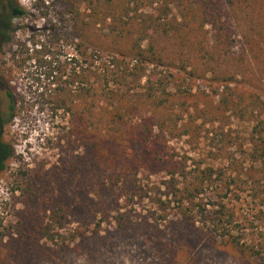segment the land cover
I'll use <instances>...</instances> for the list:
<instances>
[{"label": "trees", "instance_id": "obj_1", "mask_svg": "<svg viewBox=\"0 0 264 264\" xmlns=\"http://www.w3.org/2000/svg\"><path fill=\"white\" fill-rule=\"evenodd\" d=\"M25 16L27 42L16 41L13 63H27L39 105L67 126L31 226H18L0 254L50 261L87 245L102 225L158 230L166 221L195 232L208 223L211 243L264 259V246L243 236L264 219V0H32L27 12L14 5L10 17ZM231 20L243 27L240 52ZM11 31L0 23V49ZM5 82L13 114L18 99ZM230 117L248 124L245 146L224 131ZM207 125H217L213 137ZM2 128L0 175L14 154ZM202 135L219 137L211 156L225 168L191 165L169 144ZM221 186L237 198L248 192L258 206L253 219L238 222L224 202H205L207 189L225 198ZM145 204L147 214H136ZM155 247L162 257L163 245Z\"/></svg>", "mask_w": 264, "mask_h": 264}, {"label": "rangeland", "instance_id": "obj_2", "mask_svg": "<svg viewBox=\"0 0 264 264\" xmlns=\"http://www.w3.org/2000/svg\"><path fill=\"white\" fill-rule=\"evenodd\" d=\"M31 2L32 0H10V5L12 8L14 5H18L27 12L30 10ZM224 8L231 17L228 7L224 6ZM6 14L7 24L15 29V32L11 31L7 34L8 41L0 49V65L2 61L5 64L3 65L4 70L0 67V99L6 113L2 139L12 147L14 154L0 175V248L8 242L18 226L20 229H27L31 226L27 219L30 213L39 207L37 195L40 194V183L44 176L54 166H59L63 150L61 147H57V144L60 142V146L63 145L61 127L67 126L66 117L58 115L57 118H52L48 109L39 105L38 87L36 83L32 82L30 74L27 73V63L22 68L15 67L13 63V53L17 49L16 41L27 42V16L12 19L8 10ZM231 23L237 28V31L233 30L234 40H236V51L240 52L243 27H241V23H234L233 20ZM68 52L71 51L68 50ZM23 57L24 55H16L15 60ZM5 79H7L11 90L15 91V97L18 99L13 114H10L8 109ZM197 86L203 88L201 82H197ZM226 123L224 131L229 134L231 140L245 146L248 124L234 117H230ZM216 127L217 125L206 126L211 131L210 137H213ZM204 136L202 135L196 143L188 136H183L171 140L169 144L180 155H186L190 159L189 164L191 165L195 162H202L203 167L209 165L213 168H225L226 161L215 160L211 156L216 152L211 143L222 145L217 141L219 137H215V140L211 141L210 137L205 139ZM225 173L226 181L229 171L225 170ZM161 176H151V182L158 183ZM220 189H223L221 194H227L225 198L220 196L219 192L207 189L205 202H224L238 222L245 217L253 219L252 216L258 206L257 202L249 197L248 192L240 194L237 198L235 196L237 192L233 187L228 193H226L225 187L221 186ZM150 207L149 204H145L144 207L137 209L136 214L140 213L144 216ZM158 224V230L135 226L120 232H115L113 226L102 225L99 236L93 237L87 245L73 247L65 255L56 259L52 258L50 261L39 259L34 264H161V258H166L171 262L168 261L170 264H264V259L260 257L248 259L238 252L208 241L206 234L210 233L213 236L208 223L207 225L197 223L195 227L198 231L196 232L195 229L190 230L185 227V229H181L179 225H174V230H172L166 221H158ZM253 224L254 228H257L243 235L244 242L255 247L264 246V219L254 221ZM193 233H196L197 236L195 234L194 237ZM216 239L219 241L218 238ZM155 243L163 245L164 254L162 257L159 256L161 252L156 250ZM22 245L25 246L24 243ZM167 248L169 251L165 252ZM3 262L4 264H27V260L21 259L19 262H15L13 258H5L0 254V264Z\"/></svg>", "mask_w": 264, "mask_h": 264}, {"label": "flooded vegetation", "instance_id": "obj_3", "mask_svg": "<svg viewBox=\"0 0 264 264\" xmlns=\"http://www.w3.org/2000/svg\"><path fill=\"white\" fill-rule=\"evenodd\" d=\"M7 7V8H6ZM12 7L10 5V0H0V23L6 25L7 24V14L6 11L8 10L11 14ZM6 10V11H5ZM0 116L2 118V124L0 123V130L4 125V122L6 121V113L3 110L1 99H0ZM3 129V128H2Z\"/></svg>", "mask_w": 264, "mask_h": 264}]
</instances>
